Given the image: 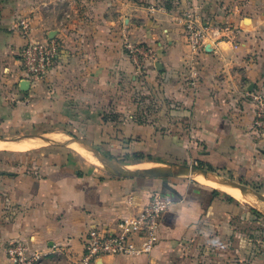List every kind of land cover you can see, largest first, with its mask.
Instances as JSON below:
<instances>
[{
  "label": "crops",
  "instance_id": "1",
  "mask_svg": "<svg viewBox=\"0 0 264 264\" xmlns=\"http://www.w3.org/2000/svg\"><path fill=\"white\" fill-rule=\"evenodd\" d=\"M186 11L233 31L191 55ZM25 19L30 38L53 33L61 44L51 70L26 91ZM126 40L154 47L157 58L143 74ZM255 90L264 93V0H0V128L28 130L0 136L25 146L0 147V264H13L7 246L17 238L43 264H67L82 254L92 226L138 214L155 191L174 202L152 252L94 264H264V212L251 202L201 182L196 174L205 173L191 166L179 173L185 176L120 174L94 154L125 171L200 160L220 184L235 187L215 170L263 183L264 140L253 130L247 95ZM73 143L105 170L86 164ZM52 144L65 150H49Z\"/></svg>",
  "mask_w": 264,
  "mask_h": 264
},
{
  "label": "built area",
  "instance_id": "2",
  "mask_svg": "<svg viewBox=\"0 0 264 264\" xmlns=\"http://www.w3.org/2000/svg\"><path fill=\"white\" fill-rule=\"evenodd\" d=\"M187 46L191 55L205 49L208 41L229 37L233 27L229 24H213L210 20L200 21L192 11L181 17ZM21 32L25 42L21 47L23 74L20 80L30 84L43 79L54 65L61 44L52 38H30V23L21 20ZM124 48L143 74L145 64L154 61L156 51L153 46L126 40ZM247 95L254 104V132L264 140V93L249 91ZM173 197L167 192L155 191L141 211L131 217L119 218L113 225H94L84 238L83 252L80 256H68L67 264H94L106 255L143 256L149 255L159 241L161 218L173 204ZM7 254L13 264H43L44 257L39 252H30L24 240L17 238L7 246ZM60 257V256H58ZM61 261V258H59ZM57 260L56 264H60ZM237 264H249L243 258Z\"/></svg>",
  "mask_w": 264,
  "mask_h": 264
},
{
  "label": "rangeland",
  "instance_id": "3",
  "mask_svg": "<svg viewBox=\"0 0 264 264\" xmlns=\"http://www.w3.org/2000/svg\"><path fill=\"white\" fill-rule=\"evenodd\" d=\"M33 134L35 133L34 131H31L29 134ZM25 135V134H28V130L27 129H24L22 131H18L16 130L15 128H12V127H9V126H3L2 128H0V136H3V137H16L17 135ZM54 138L56 140H58L59 142H65V138L66 136H63V135H54ZM259 138L262 140V138L259 136ZM67 140H70V139H67ZM36 143V142H35ZM37 145V143L35 144V146ZM35 146H32V147H35ZM47 148L49 150H65L63 146H60V145H46ZM1 147L5 148V147H8V148H17L16 146L14 145H11V144H2ZM19 148H24V144L23 146H18ZM70 150H72L73 152H76V150H74L73 148L69 147ZM68 150V149H67ZM81 159H83V161L86 163V164H92L93 166H97L99 168H102L105 170L104 167L100 166V165H97V164H93L89 159H87L86 157H83V156H80ZM114 159H116L117 161H127L128 159L126 158H117L115 157ZM199 162H203V161H188V159L186 160V162H184L185 164H189V165H193V166H197L199 165ZM143 166H148V165H151L149 163H143L142 164ZM135 168V167H133ZM219 175L221 176H225V177H228L230 178L231 180H233V182L235 183H241L242 185H244L245 187H247V190L251 193V195L253 197H255L253 199V201L251 202L253 205L257 206L260 210H262V212H264V197H262V194H264V182L261 183L260 181H254V182H249V181H245L244 179L242 178H239V177H236V176H233V174L231 173H227V172H223V171H218V170H215ZM198 178V177H196ZM253 193V194H252ZM255 193V194H254ZM258 193V194H256ZM259 198H257V197ZM261 198V199H260ZM239 200H242L244 201L245 203V200H243L242 198H239ZM262 200V201H261Z\"/></svg>",
  "mask_w": 264,
  "mask_h": 264
},
{
  "label": "bare ground",
  "instance_id": "4",
  "mask_svg": "<svg viewBox=\"0 0 264 264\" xmlns=\"http://www.w3.org/2000/svg\"><path fill=\"white\" fill-rule=\"evenodd\" d=\"M38 141V140H37ZM36 142V141H35ZM35 142H32L31 144L32 145H35L36 143ZM38 142H40V141H38ZM76 143V142H75ZM75 143H73V147L74 148H76L81 154H83L86 158H88V159H90L91 161H93V162H97L98 163V161L91 155V154H86V152L84 151V149L83 148H81L80 146H78L77 144H75ZM2 144H11V145H14V146H16L17 148H19L18 146H23L22 144L23 143H14V142H0V147H1V145ZM100 164V163H99ZM167 165V164H166ZM104 166H106V165H104ZM108 166V165H107ZM112 166V165H111ZM155 166V165H154ZM176 166V165H175ZM113 167V166H112ZM156 167V166H155ZM114 168H115V166H114ZM133 168V167H132ZM171 168V167H170ZM190 168V166L189 167H185V166H180L179 168H171V169H159V170H164V171H171V172H178V173H181V172H185V171H187L188 169ZM126 169H127V167H126ZM137 169H139V168H137ZM152 169H156V168H152ZM193 169H199V170H201L202 172H204L205 174H207L208 176H210L211 178L212 177H214V178H217V176L213 173V172H211V171H209V170H207V169H205V168H194L193 167ZM128 170V169H127ZM147 170H151V169H145V170H142V171H147ZM205 174H202V173H197L196 175H197V177L199 178V180L201 181V182H204V183H206V184H210V185H212V186H216V187H219V188H221V189H223V190H225L226 192H228L229 194H231V195H233V196H235L236 198H242L243 200H245V201H247V202H252L253 201V199L255 198V197H253L250 193H243V192H246L241 186H239V185H237V184H235V183H232V182H229V184H231L232 186H235V187H230V186H227L226 184L224 185V184H220V183H218L217 181H215V179L213 180V179H210L208 176H206ZM223 183V182H222ZM236 187H238V188H236ZM241 190H240V189ZM241 191H243V192H241Z\"/></svg>",
  "mask_w": 264,
  "mask_h": 264
},
{
  "label": "water",
  "instance_id": "5",
  "mask_svg": "<svg viewBox=\"0 0 264 264\" xmlns=\"http://www.w3.org/2000/svg\"><path fill=\"white\" fill-rule=\"evenodd\" d=\"M53 36H54V34L53 33H51L50 34V38H53ZM158 64H160V62H158L157 63V65ZM29 81H27V80H24V81H22L21 82V89L22 90H24V91H26V90H28V88H29ZM94 154L100 159V160H102V161H104L105 163H107L109 166H113V167H109L108 166V168L111 170V171H113V172H115V173H126V174H139V173H141V174H153V175H160V176H185V175H181V174H179L178 172H171V171H164V170H159V169H151V170H147V171H125V170H123L122 168L121 169H118V168H114V165H116V163L114 162V161H110L109 160V158H106V157H104V156H102L100 153H98V152H95L94 151ZM173 165H178V164H173ZM180 166H185V167H189V166H191V167H194V168H198L197 166H193V165H189V164H179ZM120 167H122V166H120ZM206 169V168H205ZM119 170H122V171H119ZM208 170V169H207ZM225 179V178H224ZM229 181V180H228ZM230 182H232V181H230ZM232 183H235V182H232ZM235 184H237V185H239V186H241L246 192H249L248 190H247V187H245L244 185H242V184H238V183H235ZM165 192H167V191H165ZM168 193V192H167ZM255 194V193H254Z\"/></svg>",
  "mask_w": 264,
  "mask_h": 264
},
{
  "label": "trees",
  "instance_id": "6",
  "mask_svg": "<svg viewBox=\"0 0 264 264\" xmlns=\"http://www.w3.org/2000/svg\"><path fill=\"white\" fill-rule=\"evenodd\" d=\"M135 159L137 161H140V160H145V159H151V157H144L142 155H135ZM186 162V160L183 161V163ZM199 168H206V169H209V170H213L212 166H210L209 164H206L205 162H199V165H198Z\"/></svg>",
  "mask_w": 264,
  "mask_h": 264
}]
</instances>
